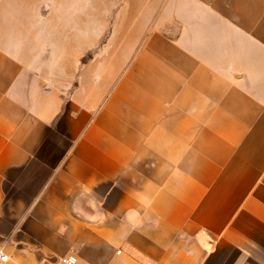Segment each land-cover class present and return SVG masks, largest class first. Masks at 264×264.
Here are the masks:
<instances>
[{"label":"crops","instance_id":"1","mask_svg":"<svg viewBox=\"0 0 264 264\" xmlns=\"http://www.w3.org/2000/svg\"><path fill=\"white\" fill-rule=\"evenodd\" d=\"M168 4L137 48L0 0L5 264H264V0Z\"/></svg>","mask_w":264,"mask_h":264},{"label":"rangeland","instance_id":"2","mask_svg":"<svg viewBox=\"0 0 264 264\" xmlns=\"http://www.w3.org/2000/svg\"><path fill=\"white\" fill-rule=\"evenodd\" d=\"M173 1L5 0L7 29L15 32L16 21L24 18V21L35 22L23 26L26 32L87 33L89 37L102 34L105 46L108 43L112 46L110 39L114 38L120 47L128 35H134L136 43L140 41L138 48L143 47L148 36L163 23V16L174 13L168 4ZM95 51V48L90 49L87 56L95 55Z\"/></svg>","mask_w":264,"mask_h":264},{"label":"built area","instance_id":"3","mask_svg":"<svg viewBox=\"0 0 264 264\" xmlns=\"http://www.w3.org/2000/svg\"><path fill=\"white\" fill-rule=\"evenodd\" d=\"M13 257L3 248L0 246V264H5L9 262ZM58 264H79V259L76 255H67L60 259Z\"/></svg>","mask_w":264,"mask_h":264}]
</instances>
